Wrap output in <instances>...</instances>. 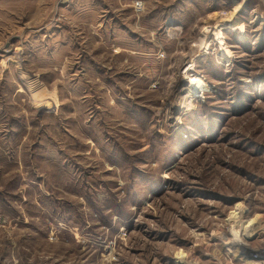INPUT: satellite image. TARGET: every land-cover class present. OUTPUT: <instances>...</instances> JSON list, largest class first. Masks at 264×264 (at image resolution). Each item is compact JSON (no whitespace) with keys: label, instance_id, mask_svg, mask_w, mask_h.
<instances>
[{"label":"rangeland","instance_id":"rangeland-1","mask_svg":"<svg viewBox=\"0 0 264 264\" xmlns=\"http://www.w3.org/2000/svg\"><path fill=\"white\" fill-rule=\"evenodd\" d=\"M0 74V264L264 260V0H0Z\"/></svg>","mask_w":264,"mask_h":264},{"label":"crops","instance_id":"crops-1","mask_svg":"<svg viewBox=\"0 0 264 264\" xmlns=\"http://www.w3.org/2000/svg\"><path fill=\"white\" fill-rule=\"evenodd\" d=\"M8 77L2 78V75L0 74V86L4 90V93L6 92L9 95L8 98H6L7 96H4V103L0 102V152L5 154L13 149L14 137L20 136V140H19L20 142L18 144L22 145L21 141L23 138V134L27 130L26 129L27 123L26 120L24 119L25 117H23V113L19 112V110L15 111V113L6 110L7 108L12 107V104L11 103L8 104L7 100H10V102H12L14 93L16 92V90H14L12 93L8 92V88H12V84L9 81L11 79H9L10 77L9 78ZM8 105L9 107H7ZM24 120L25 122L23 123ZM23 128H25L24 133L22 132ZM250 220L255 221L254 226L256 227V229L259 230L258 235L260 234V232H262L263 239L260 242L262 243V245H264V214H255L254 217H252V219Z\"/></svg>","mask_w":264,"mask_h":264},{"label":"bare ground","instance_id":"bare-ground-1","mask_svg":"<svg viewBox=\"0 0 264 264\" xmlns=\"http://www.w3.org/2000/svg\"><path fill=\"white\" fill-rule=\"evenodd\" d=\"M242 208L238 207L232 214L230 215L229 219L238 220L240 218ZM255 221L254 220H247L245 222L244 230H243V237H246V239H252L254 236H257L259 233V230L256 229L254 226ZM180 254V253H179ZM180 256V255H179ZM178 258V257H177Z\"/></svg>","mask_w":264,"mask_h":264},{"label":"built area","instance_id":"built-area-1","mask_svg":"<svg viewBox=\"0 0 264 264\" xmlns=\"http://www.w3.org/2000/svg\"><path fill=\"white\" fill-rule=\"evenodd\" d=\"M136 7H137V9H139V7H140V3L139 2H136ZM262 254H263V252H261V250H259L257 252H254V255H253L254 260H259L260 255H262ZM258 262L260 264H264V260L263 259L262 260L260 259Z\"/></svg>","mask_w":264,"mask_h":264}]
</instances>
